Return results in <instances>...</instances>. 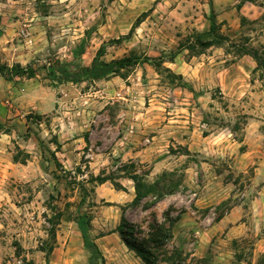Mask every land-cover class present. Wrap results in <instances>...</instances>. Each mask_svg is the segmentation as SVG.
Returning a JSON list of instances; mask_svg holds the SVG:
<instances>
[{
  "label": "rangeland",
  "instance_id": "374dc122",
  "mask_svg": "<svg viewBox=\"0 0 264 264\" xmlns=\"http://www.w3.org/2000/svg\"><path fill=\"white\" fill-rule=\"evenodd\" d=\"M253 5L263 10L258 19L246 15ZM235 6L239 26L218 24L216 43L203 46L197 36L216 17L212 0H0V65H31L34 80L61 97L45 113L2 99L0 264H89L74 181L93 174L125 187L96 184L81 206L94 215L90 235L106 264H145L116 231L122 208L146 232L153 220L165 222V212L180 214L168 254L178 249L189 261L206 258L198 264H258L264 66L244 52L264 58V0ZM124 57L133 60L117 72L83 73L94 61ZM171 62L191 63L196 79ZM63 65L71 77L50 79L48 67ZM223 71L227 80L219 85ZM173 127L182 129L176 138ZM132 171L151 184L166 173L177 187L134 205Z\"/></svg>",
  "mask_w": 264,
  "mask_h": 264
},
{
  "label": "trees",
  "instance_id": "16d2710c",
  "mask_svg": "<svg viewBox=\"0 0 264 264\" xmlns=\"http://www.w3.org/2000/svg\"><path fill=\"white\" fill-rule=\"evenodd\" d=\"M218 26L215 17H212L209 30L197 36L200 40L199 43L203 46L215 44L217 41H215V39H218L216 34ZM244 53L251 55L258 66H264V58L260 56L257 50ZM132 60V57H124L112 62L94 61L91 66L85 67L83 73H86L90 77L98 78L110 72H117ZM0 73L8 79H13L20 76L28 78L34 77L36 71L31 65L24 67L20 63H15L12 66H8L7 64L0 65ZM63 73L66 75L65 79H69L72 75L71 70H68L64 65L60 67H48V75L52 80H61ZM166 176L167 174L165 173V175L159 177L151 184L143 175L138 174L136 171H132L127 175V177L133 181L135 188V196L132 203L134 205L139 204L149 194H155L157 199L160 200L166 193L173 192L177 187V184L167 183ZM107 181H111L117 189H125L122 184L105 174H93L87 181H74L81 193V200L77 208L76 222L81 230L84 243L90 252L89 264H106V258L97 242H95L90 235V230L93 227L94 215L92 212H83L81 206L85 203L86 199L95 192L96 184H103ZM86 182L92 183L94 186L88 188ZM93 206H95V202H93ZM122 209V215L116 226V231L119 232L125 244L134 250L145 264H198L199 262L206 260V258H198L195 262L189 261L188 257L184 256L181 250L175 249L172 252H169V254L168 251L165 250L166 245L173 237V229L175 223L180 219V214L173 217L171 216L170 211L165 212V222L153 220L149 224V230L146 232L143 228L131 222L126 217L124 208ZM258 264H264V252L260 257Z\"/></svg>",
  "mask_w": 264,
  "mask_h": 264
},
{
  "label": "crops",
  "instance_id": "0c3cea01",
  "mask_svg": "<svg viewBox=\"0 0 264 264\" xmlns=\"http://www.w3.org/2000/svg\"><path fill=\"white\" fill-rule=\"evenodd\" d=\"M212 4L214 7V12L216 13V21L218 24H222V26L229 25L230 27H238L239 24L237 23V17H235L236 13L238 12L237 6H235V0H212ZM251 10H248L246 12V15L249 18L252 19H258L262 11L258 10L257 6L253 5V7H250ZM207 22H205V31H208L211 26V20L206 19ZM254 61V58H252ZM172 68L174 71H177V73L182 74L184 77L190 80H194L195 72L194 74L191 73V69H193V65L191 63H177V62H171ZM233 67L240 68L241 66V60L236 61L232 64ZM255 66L251 67L250 69H254ZM228 70V69H227ZM226 70V71H227ZM195 71V70H194ZM221 79L219 80V85H224V82L227 80V77L225 75V71L221 72ZM26 78V77H25ZM54 89V90H53ZM3 98H16L17 100H24L27 101V108L29 110L38 111L39 113H45L48 110L49 105H53L52 101H54V98H61L59 95H57V92L55 88L44 86L43 83H39L38 81L34 80V77L23 79V80H17V78L8 79L3 75H0V106L2 104ZM41 98H46L45 100H41ZM50 106V107H51ZM177 129V128H176ZM174 127L172 129V135L174 138L178 137V132L182 133L181 130H176ZM179 143H183L184 138L181 137V139H177ZM136 157V156H135ZM158 164V162H157ZM129 196L131 197L129 201H131L134 197V193L132 192V188H129ZM125 193L127 191L125 190ZM113 201H116L117 203H123V200L115 199ZM122 211L119 214V218H121ZM94 220V219H93ZM93 228V227H92ZM116 228V226H115ZM92 230V229H91ZM113 235H117V232H113ZM108 237V235H103V237L96 239L99 241H103ZM133 251V250H132ZM143 262V261H142ZM137 264H142L139 260H137Z\"/></svg>",
  "mask_w": 264,
  "mask_h": 264
}]
</instances>
